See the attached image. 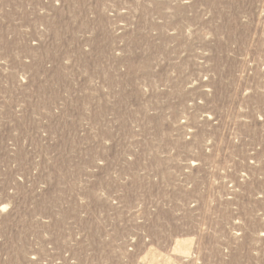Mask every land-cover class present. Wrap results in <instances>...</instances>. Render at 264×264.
<instances>
[{
	"label": "rangeland",
	"instance_id": "obj_1",
	"mask_svg": "<svg viewBox=\"0 0 264 264\" xmlns=\"http://www.w3.org/2000/svg\"><path fill=\"white\" fill-rule=\"evenodd\" d=\"M0 264H264V0H0Z\"/></svg>",
	"mask_w": 264,
	"mask_h": 264
},
{
	"label": "built area",
	"instance_id": "obj_2",
	"mask_svg": "<svg viewBox=\"0 0 264 264\" xmlns=\"http://www.w3.org/2000/svg\"><path fill=\"white\" fill-rule=\"evenodd\" d=\"M47 66H49V63H47Z\"/></svg>",
	"mask_w": 264,
	"mask_h": 264
}]
</instances>
